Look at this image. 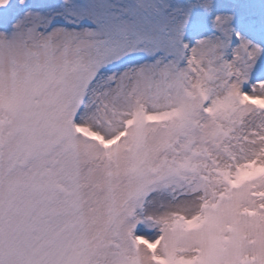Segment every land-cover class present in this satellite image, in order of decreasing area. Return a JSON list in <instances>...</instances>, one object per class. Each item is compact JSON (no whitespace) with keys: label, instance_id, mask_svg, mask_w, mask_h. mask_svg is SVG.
<instances>
[{"label":"snow or ice","instance_id":"1","mask_svg":"<svg viewBox=\"0 0 264 264\" xmlns=\"http://www.w3.org/2000/svg\"><path fill=\"white\" fill-rule=\"evenodd\" d=\"M0 264H264V0H0Z\"/></svg>","mask_w":264,"mask_h":264}]
</instances>
